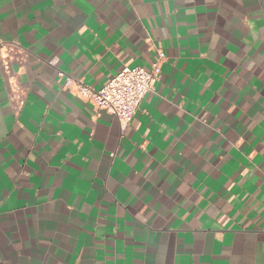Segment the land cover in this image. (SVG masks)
I'll list each match as a JSON object with an SVG mask.
<instances>
[{
    "label": "crops",
    "instance_id": "0c3cea01",
    "mask_svg": "<svg viewBox=\"0 0 264 264\" xmlns=\"http://www.w3.org/2000/svg\"><path fill=\"white\" fill-rule=\"evenodd\" d=\"M0 264H264V0H0Z\"/></svg>",
    "mask_w": 264,
    "mask_h": 264
},
{
    "label": "built area",
    "instance_id": "2783aa9c",
    "mask_svg": "<svg viewBox=\"0 0 264 264\" xmlns=\"http://www.w3.org/2000/svg\"><path fill=\"white\" fill-rule=\"evenodd\" d=\"M164 53L160 50L149 69L142 65L124 66L104 86L95 90L81 80L65 79L64 86H75V93L88 101L96 110H103L127 124L141 100L153 89L161 72ZM62 76L63 73L59 72Z\"/></svg>",
    "mask_w": 264,
    "mask_h": 264
}]
</instances>
